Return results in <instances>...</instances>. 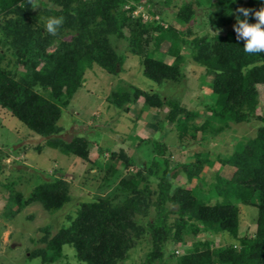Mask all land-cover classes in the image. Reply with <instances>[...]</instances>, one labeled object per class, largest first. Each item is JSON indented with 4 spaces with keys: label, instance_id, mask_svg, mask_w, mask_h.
<instances>
[{
    "label": "trees",
    "instance_id": "trees-1",
    "mask_svg": "<svg viewBox=\"0 0 264 264\" xmlns=\"http://www.w3.org/2000/svg\"><path fill=\"white\" fill-rule=\"evenodd\" d=\"M141 1L0 0V50H3L0 53V108L41 136L59 132L58 119L82 86L86 69L97 64L107 73L118 72L122 57L110 43V36L114 35L125 40L128 51L141 58L143 75L155 83L182 79L184 56L180 47L185 43L191 44L193 60L212 73L211 101L203 104L201 111L135 86L119 88L108 96L115 107L128 111L130 104L141 96L147 109H160L169 103L170 108L162 119L177 129L180 141H193L197 131L201 132L202 141L213 139L239 123L257 122L255 131L237 138L233 150L221 154L217 161L208 153L195 152L192 160L180 162L173 172L169 158L162 157L166 144L161 140L138 137V145L147 140L145 143L149 141L157 154L153 157L149 154L151 160L143 168L123 150L102 149L98 145L97 157L91 160V142L84 135L69 141L52 136L45 139L48 146L103 170L102 185L112 190L102 195L103 187L99 185L98 193L78 203L74 213L67 215L68 222L55 233L44 227L41 240L44 246L32 254L53 262L64 255L63 246L68 245L81 263L118 264L134 244L132 229L134 236L144 235L150 244L139 264H165L168 244L187 242L199 231L211 228L227 231L235 242L214 247L209 239L193 241L191 251L176 258L178 264H264V115L258 112V85L262 87L264 102V53H245L244 42L237 39L235 26L226 34L188 40L172 24L144 22L139 15L132 17L133 9ZM207 1L215 17L223 23L232 19L233 10L240 3L249 10V15L239 20L248 23H255L253 12L264 7V0ZM34 4L38 6L34 8ZM126 4L130 6L124 8ZM192 16L193 10L188 4L179 6L176 12L178 22H188ZM50 17H63L54 35L45 27ZM124 29L128 30V36ZM63 33L70 38H60ZM163 41L169 42L165 55L172 57L171 63L157 50ZM8 51L24 71L2 64ZM156 52L160 55H154ZM202 111L207 115L197 124L194 119ZM115 159H122L125 166L116 168ZM132 164L139 166L134 172L127 170ZM206 165L216 166L217 171L214 181L201 188L200 173ZM223 165L233 168L229 176L221 173ZM180 174L184 182L172 188L171 179H177ZM192 180H195L193 186L187 187ZM69 187L63 178L53 176L36 185L27 198L17 192L11 201L17 210L35 201L47 209H59L71 199ZM240 203L257 209L252 235L238 234ZM150 211L152 218L136 224ZM170 254L174 258L175 254Z\"/></svg>",
    "mask_w": 264,
    "mask_h": 264
},
{
    "label": "rangeland",
    "instance_id": "rangeland-1",
    "mask_svg": "<svg viewBox=\"0 0 264 264\" xmlns=\"http://www.w3.org/2000/svg\"><path fill=\"white\" fill-rule=\"evenodd\" d=\"M183 4L190 5L193 10V16L188 22H178L176 19V12ZM129 6L130 4H126L124 8ZM239 8H244V5L238 4L233 10L232 19L228 23H223L215 17L213 8L208 5L207 0H151V2L142 0L133 9L132 17L139 15L144 22L172 24L179 30L182 38L191 40L201 36L212 38L215 34H226L233 30L238 24L239 17L244 16L238 11ZM124 34L128 36L127 29H124ZM59 37L69 39L70 35L65 36L63 33ZM110 43L122 57L118 72L107 73L97 64L86 69L82 86L75 91L69 104L62 110L57 122L61 130L51 135L53 138L69 141L74 136L84 135L91 142L89 154L91 160L97 157L98 145L102 149L123 150L143 168H146L151 160L148 159V155L153 154V157L157 154L152 150L153 146L148 143L149 141L145 143L147 140L138 145V137L161 140L166 144L162 157L169 158V166L173 172L179 167L180 162L192 160V154L195 152L208 153L216 160L221 158V154H228L233 150L237 138L241 139L244 135L254 133L257 122L239 123L213 139L202 141L201 132L197 131V138L193 141L188 139L180 141L177 129L172 127V123L164 122L162 119L170 108L169 103H165L160 109H147L141 96L135 103L130 104L128 111L118 109L110 103L108 96L119 88L135 86L150 92L156 91L163 99H176L188 109L201 111L203 104L211 101L209 84L212 81V73L207 72L204 66L193 60L191 44L185 43L180 47V52L184 56L180 70L182 79H168L155 83L143 75L141 58L128 51L125 40L112 35ZM150 46L153 47L151 42ZM168 46L169 42L163 41L157 50L161 52L166 62L171 63L172 57L165 55ZM1 52L3 53L2 49ZM7 53V58L2 64L7 68L24 71L16 57L10 51ZM154 55L160 54L156 52ZM261 89L262 87L258 85L260 93L258 112L264 115ZM206 115L205 111H202L194 122L200 124ZM49 137L31 131L7 110L0 108V263L85 264L73 256V249L68 245L63 246L64 255L53 262L44 261L41 256L32 254L44 246V242L41 241L45 233L44 227H48L51 234L55 233L68 222L67 215L74 213L78 203L89 200L92 195L98 193L99 185L103 187L102 195L112 190L111 187L102 185V177L105 175L103 170H98L97 167L81 161L74 155L64 154L57 148L48 146L45 139ZM39 147L41 149L38 150ZM114 163L118 169L125 166L122 159H115ZM138 167L132 164L127 170L134 172ZM216 171V166H204L200 173L203 180L199 182V186L206 188L205 185L213 182ZM220 171L229 176L233 168L223 165ZM53 176L61 177L69 183L70 201L59 209H47L35 201L17 210L16 204L11 201L15 193L20 192L23 198H27L36 185L51 180ZM171 181L174 188L180 182H184V177L180 174L177 179ZM194 183L195 180H192L187 187H192ZM211 201H214V197ZM238 209V234L252 235L256 229L257 209L241 203L238 204ZM152 217L153 212L150 211L142 215L140 222L136 224L145 223ZM130 232L134 244L118 264H139L149 249L150 244L144 235L136 237L132 229ZM206 239L213 241L214 247L225 246L234 241L227 231L206 228L196 233L193 239H187V242L168 244L165 255L168 261L165 264H178L176 258L191 251L193 241L202 242ZM170 253L175 254L174 258Z\"/></svg>",
    "mask_w": 264,
    "mask_h": 264
},
{
    "label": "clouds",
    "instance_id": "clouds-1",
    "mask_svg": "<svg viewBox=\"0 0 264 264\" xmlns=\"http://www.w3.org/2000/svg\"><path fill=\"white\" fill-rule=\"evenodd\" d=\"M234 2V0H233ZM38 5L34 4V8ZM238 11L245 17L249 15V10L239 8ZM256 17L255 23H248L246 20H239L234 30L238 40H243V50L247 54L264 53V7L253 12ZM63 17H50L46 22V31L55 34L57 29L62 25Z\"/></svg>",
    "mask_w": 264,
    "mask_h": 264
}]
</instances>
